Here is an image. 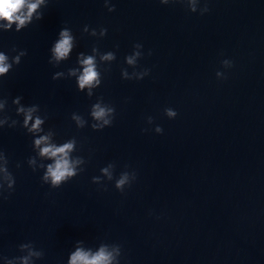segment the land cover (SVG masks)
<instances>
[{
	"label": "clouds",
	"instance_id": "1",
	"mask_svg": "<svg viewBox=\"0 0 264 264\" xmlns=\"http://www.w3.org/2000/svg\"><path fill=\"white\" fill-rule=\"evenodd\" d=\"M161 4L167 5L169 3H182L186 4L188 9L195 13L198 11V4L200 0H159ZM48 0H0V30L8 31L15 25V31L19 32L26 28L33 20H41L43 13L41 8L46 7ZM105 7L109 12L115 11V6L109 4V0H105ZM207 2H205L202 8H199L201 15L207 13ZM83 32L88 33L91 36L104 37L107 33V29L100 28L99 32L96 29H89V26L85 25ZM74 40L72 32L68 28H63L58 34V39L54 42L50 49L51 57L49 63L54 67L58 66L62 61L67 60L74 48ZM142 45L137 43L133 46L134 50L132 54L125 57V63L131 66L133 69L137 67L138 59L143 55L141 49ZM16 51V49H13ZM92 55H85L81 52L77 56V64L79 67L70 68L67 72L68 77L75 76L78 90L85 92L87 89V96L91 98L93 96V90L101 85V69L102 62H108L110 64L116 59L114 52L101 53L98 47L92 48ZM27 55V52L21 50L14 57L9 58L3 51H0V77H3L9 73L13 68V65H19L21 57ZM149 55L151 52L149 51ZM99 56V62L97 60ZM222 64L225 68L231 67L232 62L229 60H223ZM104 71H109L105 68ZM150 69H143L141 71H133L129 73L127 68L121 69V76L125 80H141L145 76L149 75ZM218 78H223L224 73L217 72ZM65 77L64 72H56L52 79L57 80ZM22 97L17 96L12 100V104L16 106V115L22 116L23 121L21 127L27 130V133L31 134L33 139V150L36 156L30 157L27 161L28 165L33 171L38 168L44 169L41 180L45 184H49L51 188H59L62 184L68 182L77 176L80 172L84 171L81 165L85 164V160L80 156H73V152L77 150V140L75 137L57 144L54 141L55 133L51 129L45 132L43 125L45 124V118L40 113L39 105L33 104L31 106H24L21 104ZM7 99H0V128L5 125L8 127H15L18 121L10 119L5 115L7 107ZM164 114L173 119L177 116V112L172 108H165ZM90 116L94 121L91 124L93 130H103L105 127H109L113 123L115 117V108L109 104L103 102L102 97L97 98V102L91 106ZM71 119L75 121L77 128H84L87 121L79 114L73 113ZM147 122L153 123V118L148 117ZM148 131V129H143ZM154 131L158 134L163 133L162 127L157 125ZM37 159L40 163L37 165ZM43 161H50L45 164ZM19 168L20 165L17 164ZM115 164L109 163L106 167L101 168V176H95L92 178V182L95 184H102V177L108 181L114 179ZM136 179V173L134 171H124L118 178L115 179V188L121 193L124 192L125 187L131 186V183ZM15 177L8 169V158L4 152L0 151V197L7 199L4 193L7 192L11 195L14 190ZM106 190V189H105ZM83 241H77L75 251H72L68 257L67 264H119V258L121 256V246L118 244H101L98 250L93 251L91 248L85 249L82 247ZM19 250L23 255L14 258H4L5 264H34V260L43 257L42 250H37L34 245L29 243H22L19 245Z\"/></svg>",
	"mask_w": 264,
	"mask_h": 264
}]
</instances>
